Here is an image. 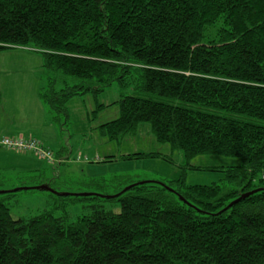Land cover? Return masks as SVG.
<instances>
[{"label": "trees", "instance_id": "1", "mask_svg": "<svg viewBox=\"0 0 264 264\" xmlns=\"http://www.w3.org/2000/svg\"><path fill=\"white\" fill-rule=\"evenodd\" d=\"M18 49L41 56L40 96L56 122L92 95L95 118L119 108L97 128L108 142L149 124L188 161L240 165L207 168L224 174L211 186L187 185L202 171L188 163L177 180L115 196L60 194L62 209L99 203L73 223L50 212L14 219L3 195L31 189L0 192V264H264V0H0V53ZM114 84L144 94L99 105ZM145 159L161 156L119 158Z\"/></svg>", "mask_w": 264, "mask_h": 264}, {"label": "rangeland", "instance_id": "2", "mask_svg": "<svg viewBox=\"0 0 264 264\" xmlns=\"http://www.w3.org/2000/svg\"><path fill=\"white\" fill-rule=\"evenodd\" d=\"M0 61H20L19 67L10 68L9 78L1 77L4 79L0 83V97L4 104L2 109L7 112L0 118V130L4 132L0 135L1 142L3 139L10 141L16 139L12 135L15 128L21 132L29 126H35V124L31 125L32 120L30 121L31 115L35 121V106H24L27 96L25 84L29 83L28 77L36 61H41L43 65V60L32 49H18L0 53ZM17 73L22 74L24 79ZM41 74L42 87H45L47 78L43 68ZM15 84L18 91L14 88ZM139 91L140 89L125 90L114 84L97 98V102L99 105L110 106L125 96L144 94ZM13 99L15 101L11 103ZM96 109L97 103L92 95L77 97L68 103L69 123L66 124L63 116L59 121L54 122L57 131L61 133L60 142L64 148L55 151V162L43 163L28 155H25L26 160H23L20 155L13 159L3 158L2 166L7 172L0 173V192L51 185L48 191L31 189L9 194V197L8 194L3 195L14 219L29 220L44 212H50L55 217L65 218L67 222L73 223L78 218L91 214L94 211L92 206L99 203L95 200L73 201L62 209L60 200L63 197L60 194L91 195V198L115 196L131 184L145 180L156 183L177 180L188 163L202 171H188L187 185L211 186L220 183L224 174L220 171H206L207 168L226 169L240 165L239 160L221 156H200L188 161L180 150H174L170 145L157 143L149 124L140 125L135 136L126 138L121 143L108 142L100 135L97 128L118 119L119 108L109 107L95 118L93 112ZM23 138L28 141V137ZM37 141L42 142L41 139V142L38 139ZM61 145L58 147L60 148ZM139 153L159 154L161 159L130 162L119 160L121 156ZM107 157L117 159L107 162L105 161ZM29 168L38 170L28 172ZM102 205L106 210L112 207L108 204Z\"/></svg>", "mask_w": 264, "mask_h": 264}, {"label": "crops", "instance_id": "3", "mask_svg": "<svg viewBox=\"0 0 264 264\" xmlns=\"http://www.w3.org/2000/svg\"><path fill=\"white\" fill-rule=\"evenodd\" d=\"M19 66H20V61H0V79L1 77H3L4 79L9 78V75L11 73L10 68L19 67ZM41 71H42L41 61H36V65H34V68L31 70L32 76L29 75L28 77L29 83L27 85L25 84V87L27 88V96H26L24 106H35V111H36L35 121H33L32 115L30 118V121L32 120L31 125L35 124V126L34 127L29 126V128L21 132L17 130V128H15L12 135L16 139L23 138V137H28L27 139H32V138L35 140L38 139L39 141L41 139L42 140V142L40 141L41 144L45 146L47 149L51 150L55 155V151L57 149L60 150L63 148L60 142L61 133L59 134V132L57 131L55 124H54L56 120H54V116L48 110V108L46 107V105L44 104V101L42 100L40 96L41 88H42ZM17 74L20 75L24 79V76H22V74L20 73H17ZM4 79H1L0 83H2ZM14 88L16 89V91H18V87L16 84L14 85ZM0 89H1V86H0ZM14 101L15 99H13L11 103H13ZM3 106L4 104L2 101V97H0V118H2L3 114L7 113L6 111L2 109ZM3 134L4 132L2 130L0 132V135H3ZM19 135H22V136L20 137ZM59 145H61L60 148L58 147ZM17 155H20L23 160H26L27 156L25 155H28L34 160H39L40 162L46 163L45 160L40 159L34 153L16 152V151L0 146V173L7 172L5 168L2 166L3 158L13 159ZM35 167L38 168L39 166H35ZM36 168L35 169L29 168L28 172H33V170L37 171L38 169ZM37 187H41V186H37Z\"/></svg>", "mask_w": 264, "mask_h": 264}, {"label": "built area", "instance_id": "4", "mask_svg": "<svg viewBox=\"0 0 264 264\" xmlns=\"http://www.w3.org/2000/svg\"><path fill=\"white\" fill-rule=\"evenodd\" d=\"M0 145L16 152H31L42 160L55 162L54 153L33 138L28 139V141L23 138L13 139L12 141L3 139Z\"/></svg>", "mask_w": 264, "mask_h": 264}, {"label": "water", "instance_id": "5", "mask_svg": "<svg viewBox=\"0 0 264 264\" xmlns=\"http://www.w3.org/2000/svg\"><path fill=\"white\" fill-rule=\"evenodd\" d=\"M24 189V188H23ZM23 189H21V190H23ZM27 189H41V190H44V191H48V190H50L48 187H37V188H27ZM66 195V194H65ZM246 196H248V195H246ZM240 202V200H238V201H236V202H234L231 206H233V205H235V204H237V203H239Z\"/></svg>", "mask_w": 264, "mask_h": 264}]
</instances>
